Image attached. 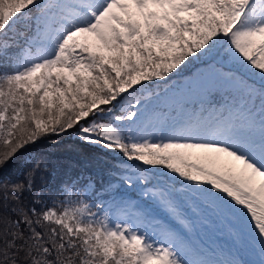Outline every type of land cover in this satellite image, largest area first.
Segmentation results:
<instances>
[{"label":"snow or ice","instance_id":"snow-or-ice-1","mask_svg":"<svg viewBox=\"0 0 264 264\" xmlns=\"http://www.w3.org/2000/svg\"><path fill=\"white\" fill-rule=\"evenodd\" d=\"M10 49L0 174L75 130L128 162L109 175L146 198L89 203L91 181L45 198L33 163L0 190L14 264H246L250 250L264 264V0H0ZM205 229L231 247L197 243Z\"/></svg>","mask_w":264,"mask_h":264},{"label":"trees","instance_id":"trees-1","mask_svg":"<svg viewBox=\"0 0 264 264\" xmlns=\"http://www.w3.org/2000/svg\"><path fill=\"white\" fill-rule=\"evenodd\" d=\"M14 49L8 50L7 55L0 56V63L11 67L9 59ZM220 95H214L213 100L220 102ZM128 163L122 160L117 153L106 152L103 148L84 144L77 138L75 130L61 136L42 138L38 143L28 147L27 151L17 157L8 168L0 174V190L11 189V185L23 183L28 175V169L33 163H38L39 171L36 173V189L43 192L45 198L56 193L57 201L65 197L64 187H81L91 181L97 194L90 200L106 202L112 195L123 196L131 200L143 202L140 186L128 188L118 179V176L109 175V172H117V165ZM135 163V162H132ZM166 171V170H160ZM120 185L116 193H105L104 187L109 183ZM151 182H155L154 180ZM31 200L29 196L26 203ZM105 207L107 204L105 203ZM115 222V220H114Z\"/></svg>","mask_w":264,"mask_h":264},{"label":"rangeland","instance_id":"rangeland-1","mask_svg":"<svg viewBox=\"0 0 264 264\" xmlns=\"http://www.w3.org/2000/svg\"><path fill=\"white\" fill-rule=\"evenodd\" d=\"M195 240L197 243L201 245H207V246L221 245L223 246L225 251H227L232 245V241L227 237H223L220 233L207 229L200 231L196 235ZM243 255H246L248 257L250 263H252V261L259 260V254L257 250H250L247 254H240L239 258H242Z\"/></svg>","mask_w":264,"mask_h":264},{"label":"clouds","instance_id":"clouds-1","mask_svg":"<svg viewBox=\"0 0 264 264\" xmlns=\"http://www.w3.org/2000/svg\"><path fill=\"white\" fill-rule=\"evenodd\" d=\"M75 226H76V223L73 222V227ZM84 226H87V225H84ZM81 238H83V236H81ZM0 252L4 253V255L0 257V264H14V261L10 259V255H11L10 253H8L6 250H3V249H0ZM38 264H46V262L43 260H40ZM59 264H75V257H73L71 261H65L63 257H60Z\"/></svg>","mask_w":264,"mask_h":264}]
</instances>
